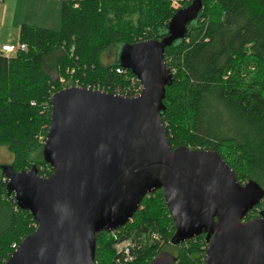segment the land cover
<instances>
[{
	"label": "trees",
	"instance_id": "obj_1",
	"mask_svg": "<svg viewBox=\"0 0 264 264\" xmlns=\"http://www.w3.org/2000/svg\"><path fill=\"white\" fill-rule=\"evenodd\" d=\"M57 1L59 30L22 25L19 45L26 50L0 54V148L12 155L14 171L35 165L42 177L52 174L40 140L50 123L49 100L68 87L60 78L72 77L80 85L125 81L115 73L118 53L111 63L105 59L124 45L164 37L176 13L171 0ZM202 2L185 39L165 50L174 81L167 87L162 123L173 149L215 151L239 183L264 188V0ZM261 207L246 220L256 218ZM33 225L1 184L0 264L10 258L14 243L35 231ZM174 234L162 191H157L143 199L124 227L96 235L95 264H148L162 252L174 255L176 264H205V235L174 244ZM122 243L129 245V260L117 253Z\"/></svg>",
	"mask_w": 264,
	"mask_h": 264
},
{
	"label": "water",
	"instance_id": "obj_2",
	"mask_svg": "<svg viewBox=\"0 0 264 264\" xmlns=\"http://www.w3.org/2000/svg\"><path fill=\"white\" fill-rule=\"evenodd\" d=\"M203 9L191 0L158 40L124 45L121 68L143 86L137 97L69 87L54 93L42 156L52 174L6 167L8 195L37 228L5 264H95L96 235L129 223L143 199L162 191L174 244L205 235V264H264V188L241 184L215 151L173 149L161 113L174 77L165 50L185 39ZM148 264H176L158 254Z\"/></svg>",
	"mask_w": 264,
	"mask_h": 264
},
{
	"label": "rangeland",
	"instance_id": "obj_3",
	"mask_svg": "<svg viewBox=\"0 0 264 264\" xmlns=\"http://www.w3.org/2000/svg\"><path fill=\"white\" fill-rule=\"evenodd\" d=\"M20 1L22 2L23 0ZM30 1L32 0H25L27 7H22L21 2L18 5L14 0L13 5L10 8L11 11L9 12L6 19L3 21L2 18H0V50L3 44L6 43L7 45H13L15 47L19 45V31L22 25L34 26L33 24L29 23L32 21V18L28 17L29 14L31 13L30 9L28 8V3H30ZM173 1L174 0H171L170 3V9L172 10H173L172 8ZM1 4L2 3H0V7ZM60 8H61V4L59 2L49 3V2H45V0H38V2H36L35 5L33 6L34 13L39 12L47 19V23H43V25H39V26H42V28L45 27L48 29L59 30ZM40 20H45V19L40 18ZM119 51H121V48L119 49ZM119 51L117 49H114L111 55L105 59V62L106 63L113 62L116 58V54L119 53ZM51 77L53 80L57 78V74L53 70L51 71ZM64 81L66 84H73L76 80H74L73 82V78L69 77V80L64 79ZM12 160L13 157L12 155L9 154L6 148L4 147L0 148V164L8 167L12 164ZM1 227L2 226H0V229Z\"/></svg>",
	"mask_w": 264,
	"mask_h": 264
},
{
	"label": "built area",
	"instance_id": "obj_4",
	"mask_svg": "<svg viewBox=\"0 0 264 264\" xmlns=\"http://www.w3.org/2000/svg\"><path fill=\"white\" fill-rule=\"evenodd\" d=\"M4 0H0V3H2ZM186 0H174L172 3V8L174 12L179 11L180 9L184 8V3ZM18 50H26L25 45H18V46H13V45H3L0 50V54L9 57L13 54H15ZM74 71H70L69 74L72 76ZM115 73L117 76L123 78L125 81H121V83L118 84H112V86L106 85V84H101V83H94V84H87V85H80L79 81H75L73 84H66L64 79L60 78V82L62 83L63 86H67L66 88L75 86V87H80V88H86L90 90H98L102 92H107L111 93L114 95L118 96H124V97H137L141 94L143 91V86L140 83L139 79L134 76L130 71H127L121 67L117 68L115 70ZM33 105H35L33 103ZM50 107V105H49ZM40 140L42 141L43 145L46 142V137H40ZM34 228H37V225L34 222ZM115 233V232H113ZM111 233V234H113ZM154 238H158L155 236ZM18 244L14 243L12 245L13 251H15L18 248ZM128 243H122L117 246V253L120 254L122 252L125 253L126 258L125 260H129V249H128Z\"/></svg>",
	"mask_w": 264,
	"mask_h": 264
},
{
	"label": "crops",
	"instance_id": "obj_5",
	"mask_svg": "<svg viewBox=\"0 0 264 264\" xmlns=\"http://www.w3.org/2000/svg\"><path fill=\"white\" fill-rule=\"evenodd\" d=\"M13 2H14V0H4L2 2L1 7H0V15H1L0 18H2L3 21L6 19V17L9 14V12L11 11L10 8L12 7ZM15 2L19 5V3L21 1L20 0H15ZM36 2H38V0H32V1H30V3H28V8L30 9V12H31L28 17L32 18V21L29 22V23L33 24L36 27L42 28V26H39V25H43V23H47V19H46L45 16H43L39 12L34 13L33 6L35 5ZM45 2L51 3V2H59V1H57V0H45ZM21 6L22 7H27V4H26L25 0H23L21 2ZM60 11H61V8H60ZM40 18H44L45 20H40ZM60 26H61V18H60ZM46 29H48V28H46ZM51 30H53V29H51ZM3 45H7V43L3 44Z\"/></svg>",
	"mask_w": 264,
	"mask_h": 264
},
{
	"label": "flooded vegetation",
	"instance_id": "obj_6",
	"mask_svg": "<svg viewBox=\"0 0 264 264\" xmlns=\"http://www.w3.org/2000/svg\"><path fill=\"white\" fill-rule=\"evenodd\" d=\"M116 59V58H115ZM7 166H5V165H2V164H0V185L1 184H5V185H7V177H6V171H5V168H6ZM9 167V166H8ZM262 203V206L264 207V201L263 202H261Z\"/></svg>",
	"mask_w": 264,
	"mask_h": 264
}]
</instances>
